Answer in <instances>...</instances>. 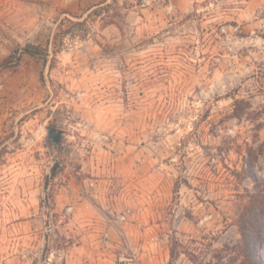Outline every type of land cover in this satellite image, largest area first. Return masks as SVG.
Segmentation results:
<instances>
[{"label":"rangeland","instance_id":"rangeland-1","mask_svg":"<svg viewBox=\"0 0 264 264\" xmlns=\"http://www.w3.org/2000/svg\"><path fill=\"white\" fill-rule=\"evenodd\" d=\"M103 2L0 0V264H240L264 0Z\"/></svg>","mask_w":264,"mask_h":264},{"label":"trees","instance_id":"trees-1","mask_svg":"<svg viewBox=\"0 0 264 264\" xmlns=\"http://www.w3.org/2000/svg\"><path fill=\"white\" fill-rule=\"evenodd\" d=\"M104 3H107V0H105L102 4ZM119 9L117 0H113L112 3L106 4L104 8H100L99 10H95L96 12H93H95L99 17H102L101 21H103V26H108L115 24V19L122 18V12ZM102 11H104V13L106 12V14H101L100 12ZM68 21L70 26L65 32H63V35H78L83 39V37H85V31L82 27L85 26V22ZM78 31L80 34L76 33ZM20 51L36 58H44L48 55V48L44 49L43 54L38 51V48L34 50L32 48L25 47L21 48ZM250 171H252V169ZM55 174L56 169L53 170V175ZM250 177L257 186L260 185L255 176ZM239 231L242 237L240 245L242 261L240 264H264V259L261 257V248L264 245V192L263 194L253 198L251 205L246 207V210L241 215L239 220Z\"/></svg>","mask_w":264,"mask_h":264},{"label":"water","instance_id":"water-1","mask_svg":"<svg viewBox=\"0 0 264 264\" xmlns=\"http://www.w3.org/2000/svg\"><path fill=\"white\" fill-rule=\"evenodd\" d=\"M63 135H64L63 131L58 130V129L49 128L48 129V134H47V139L53 145H58V143L60 142V140L63 137Z\"/></svg>","mask_w":264,"mask_h":264}]
</instances>
